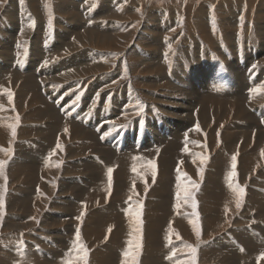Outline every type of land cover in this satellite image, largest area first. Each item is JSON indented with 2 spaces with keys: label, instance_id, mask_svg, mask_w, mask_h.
<instances>
[{
  "label": "rangeland",
  "instance_id": "1",
  "mask_svg": "<svg viewBox=\"0 0 264 264\" xmlns=\"http://www.w3.org/2000/svg\"><path fill=\"white\" fill-rule=\"evenodd\" d=\"M8 1L10 2L11 0H0L4 8V9L2 8L0 12V47L3 46V44H5L4 46L6 47L9 46L8 49H11V47L14 45H10V44L8 45V43H6L8 42L7 39L9 40L12 39L11 41H13L14 42L13 44L15 45H18V43H20L19 42L20 40L18 39V37L23 32V29H24L23 23L25 22L23 17L26 15H24L22 11L18 9L19 7H17L20 3H22L23 0H13L15 1L13 3V6H15L14 8L17 7V9L14 11L15 13L14 12L12 13V18L11 16L9 17L4 11L5 7L9 6ZM29 1L36 5L35 8L37 10L40 9L44 11V12L41 11V13H43L41 14L42 19H39L38 21V18H34L35 19L34 23L29 24V28L31 27L32 24H34L35 31L33 33V37L35 41L36 39L39 40V38L43 40L44 38L43 34L45 35V33L47 35L50 34L51 39L49 38V40L48 39L47 41L45 40L46 42L41 41L42 43L36 42L34 44H31L32 46L28 48L25 54H22L20 50H13V51L9 50L14 60H13L12 67L11 68L8 67L7 72L9 71V73H7L8 74L7 77H4L2 80L4 82L6 80L7 83L0 82V108H1L0 110L4 114L7 113V110H6L7 105L4 104L5 101H7L6 103H9V104L13 102V104H15L18 110L20 111L21 109L19 108V103L21 104V102L19 101L21 100L19 98V92L21 93V91L23 90L26 91V89H27L26 92H30V94L28 93L25 96V100L23 103L24 105L30 104L32 95L36 92L35 96L38 97L39 100L37 99L35 104L38 103L42 106H46V104H50V106L52 105L53 107H55L54 110L56 109V111L58 112V115H61L62 117V119H60L59 122L61 124L64 123L59 129L60 131H58L57 137H55L56 141H55L54 147L52 145L51 148L50 147L44 148L46 149V152L49 155V157H47V161L51 160L55 155L61 152L59 149V143L61 142V140H63V138H66L68 143L71 142L69 140H71L70 139L72 138L71 135H73L72 134V130H73L72 122L78 123L82 127L83 132L78 139L79 141L76 140L75 141L76 143H71L72 145H74L73 146L74 148H77L78 146L79 148H82V147L89 148L90 147V149H94L93 150L94 152H97V153L99 152V155L102 158H103V155H105L104 157H107L109 154H111L114 158L112 161L110 160L111 163L108 162L106 166L104 167H103L104 161H100L103 159L101 157L100 159L97 158L100 162L99 163L97 162L98 164L95 163V165L92 166V169L86 171L87 173L85 175H89V174L92 175L93 173L97 175L96 177H98V180H102V181L107 180V185H106L107 192L104 191V194H102V197L105 199L106 202L108 201V203L111 201L112 197H114L115 195V193L113 194L114 182L113 184L111 183L113 181L112 175H115L116 171L117 172L119 171L120 178L124 180L128 179L127 181L132 182V184L130 185L131 186L130 190L132 189L131 190L132 194L129 197H127V194L126 196H124L125 194H123V197H120L118 200L115 201L117 202L116 203L117 206L120 207V210L122 211L120 212L122 214L119 220L120 223L118 222V218L116 216H112V217L110 216L108 218L109 221L105 222V224H104V218L88 219L87 214H88L89 208L91 207L90 204L94 203L92 202L94 201V199L92 198H91L92 200L89 199L86 196L88 192H86L85 193L86 197L84 196L85 198L82 196V198L78 199L81 201L79 202V205H81L82 207H80L79 205L76 206L78 202H75L73 205V211H71L69 215L59 218V221H62L63 223L62 224L58 223L55 225L53 221H50L51 229L49 230V228L46 229L43 226V222L47 220L45 219L46 217L43 215V213L37 214L34 212L35 210L34 202L30 201V199H27L28 198L27 196L30 195L28 194L29 191L34 192L33 194L41 195V192L44 191L42 189L43 187L47 189V188H51L52 186L53 187L52 194H51L52 198L56 199L58 197L60 198V196L62 197L63 192L60 191V186H59L61 183V181H59L61 177L59 178V175H58L54 183L52 184V181L50 182L47 179L48 176L42 177L41 171L39 170L38 171L39 172L38 177L40 179L38 180L39 182H37V178L35 177L33 179L35 183L32 184V187H29V188H25V182L23 180L14 182V184L12 185L13 195L11 196H9V192L11 189V180L6 179V182L4 185L5 191L2 194V198L0 199L2 203V206H0L1 207L0 208V212H1L0 213V237H1L0 238V263L2 264H30V263L31 264H44L45 262H47L48 264H106L110 262V264H142V263L143 264H156V263L161 264L163 261L166 260L165 261L166 263L163 262V264H167V260L175 259V264H184L186 260H187L186 262L189 264L191 263L192 264H211V263L220 264L217 261H202L201 250L205 251V249L212 248L210 242L213 241L217 235L220 236L221 234L224 240L223 244L224 245L228 244L232 246H230L229 248L226 247L225 249L221 248L220 253L223 255H231V254L238 255V247H241V245L244 244V239H241L242 238L241 236L239 237L241 229L246 228L247 231L251 229L253 230L254 227H252L253 225L251 223H256L258 221L254 220L255 222L247 223L246 225L245 224L241 225L242 228L241 226L239 227L236 225V228H235L234 226L235 218L236 216L237 217L241 216V214L243 213L242 209L244 208L245 203H246L245 202L246 198L248 194L250 193L248 191L249 188L251 189L255 188L253 191L260 190V189L264 190V154H263L264 153V149H263L264 140H262L259 143V145L258 144L256 145V143L258 142L257 141L258 138L256 137L257 129L253 130L251 127H248V126L253 125L256 128L264 130V122H263L264 120L261 119L262 115L260 117V115H258L259 113L257 112V116H256L254 114L256 109L253 110V108L251 109L248 105L247 99H250V96H249L250 94L248 93L255 90V87L252 88L253 90L250 89L249 92H246L247 90L246 91L244 90V93L240 87L239 88L236 87V89L238 88L237 91L235 92L236 94H231V95L228 94L227 97L224 95L223 92L221 93L220 91H218V94H215L219 97L220 100L224 99V100H221L220 102L222 106L226 107V105L232 104L234 108V109L232 108L233 109L232 111L225 113L226 116H230V117L227 118V121H226L227 123L225 124L226 127L223 126L221 127L222 129H220L219 127L220 123L222 124L219 118L214 119L213 116H211V119H208V122H207L208 124H207L205 121L197 118L196 115L195 116L193 115L194 122H192L190 118H188L189 115L187 114L188 113L190 114V112L193 113V109L195 107L194 105L197 104L196 103L197 100L194 98L192 102L190 97L193 98V96L199 95V91H200L199 88H201L202 83L204 81L205 83L208 82L206 79L210 78L211 75L214 73L213 72L212 74H207L206 72H204V70H206L207 72L208 70L212 71V67L215 66L214 67L216 69V72L214 73L215 75L218 73L227 75L229 67L233 65L240 66L241 68L239 67V70L241 69L245 73V78L243 79V81L247 80L248 84H249L248 79L253 77L252 75L253 73L258 72L259 75L260 73L261 74L263 73L262 75H264V69H263L264 68V49H263L264 48V31L259 33L258 29H255L254 27L252 29L251 26L249 29L248 24H247L251 20L254 23L260 22L259 24H261V26L264 25V5H263L264 0H210L211 5L209 6L206 5L207 0H132L135 3V7L129 4L130 6L126 8L127 11L124 15L125 18H123V20L125 21V23H130L133 25L138 24L139 28L137 27V29H134L133 33H131V36H129L130 41L124 46L123 50L121 49L118 51V53H122V54L127 52L126 53L127 55H124L121 57L118 56V59H116L117 61L114 65H110L108 68H105L104 70L100 72L86 74L85 75L86 78H82L80 83L78 84L76 82L70 81L66 84H63L61 88L55 84L54 88L57 91L56 93L54 92L53 98H50L48 95H46L45 91L43 90V88L45 87L49 88L50 81L49 82L46 81L47 83H42L40 87L33 86L31 87V89L33 90L30 89V91H29V88L27 87L24 88V85L21 83V81H23L22 78L29 76V75L25 76V74L28 68L30 67V64L33 58L35 60L39 59L41 61L42 59L40 58H42V55H46V53L48 55L49 53L56 54L57 53L56 46L58 45L57 40L63 39L65 37V39L68 41L69 40L68 38H71L72 36L76 35L79 31L87 29L89 27H92V30H95L101 33L105 32L106 30L108 31L109 29H113L107 23L103 24L101 21L96 23L95 18L94 19L89 18L88 10L97 14L101 12V9H102L101 7L103 4L104 5L108 4L110 7H112V11L117 12L115 11L117 7L114 6V2H118V1L117 0H91V2L93 3L92 6H94L92 9L91 6L88 5V3H91L90 0H53V3H55L56 7H60V9L58 8L54 9L55 15L53 17L56 21L57 20L58 21L55 25L54 24L51 25L52 28L51 27L49 28L48 20L45 17L44 0H28V3ZM259 1L262 2V3H259V6L262 5L261 8H257V3ZM62 3L64 4V6ZM223 5L227 6L225 9L228 10V14H225V12H223L221 16L223 17V19H221L220 17L221 19L220 20L218 18H219V14L222 12ZM51 7L52 9L55 8L53 5ZM150 7L151 9H149ZM251 9H252V12H251ZM257 10L258 12H260V14L257 12ZM214 17L216 20L214 19ZM98 18L103 19L104 17L103 15L102 16L100 15V17ZM217 20L225 24L224 30H222L221 27L215 24L218 22ZM71 25H73L74 27ZM81 26H84V27L79 30V27ZM6 27H8V29ZM146 27H149V29ZM181 28L182 30L180 31ZM246 35L251 36L249 46L251 45L250 48L252 50L250 48L248 49L247 48L248 46L246 45V43L243 42ZM220 46H223V50H220L221 49ZM127 47H128V50L129 48L130 50L124 51V49H126ZM183 47L185 48V50ZM50 49H53V51H51L52 53L49 51ZM88 52H89V49L87 50V48H84V49L80 48L79 50L74 51L69 56L66 55L65 57H62L60 59L58 58L57 59L58 61L56 60L57 61L56 65L60 66L62 63H65L66 61H69L70 59L74 57H78V59H83V58L87 59L89 56L87 55ZM171 53H174V56L171 59H169L168 57L171 55ZM251 54L254 55V57L256 58V62L254 63H252L251 59L249 58L251 57ZM110 58L111 56L109 57V56L104 55L102 59L109 60ZM218 59L220 62L218 61ZM73 62L78 63L74 61V59H73ZM129 62L131 63L134 62L135 64L137 63V65H138V62H141V63L144 62V63L143 65L141 64V66L138 67V69L137 68L135 69L130 66ZM22 63L25 64L26 66L23 65ZM32 64H35V62L33 61ZM157 64L162 68L160 75L159 74L158 75L163 76V77L160 78L156 72L154 74L145 75L147 65L154 66ZM255 64H257L256 65L258 68L257 71L252 69L254 68ZM44 71L45 69L41 72H44ZM103 72L105 73V75ZM142 72H145V73H142ZM214 74L212 76H214ZM111 75H113V77L111 78L112 80L107 81V83H110V86L104 89L100 84H102L103 81ZM206 76H209V77H206ZM37 77H39V75L36 77L29 76L28 79H36ZM141 77L142 78L144 77V78L142 79ZM150 78L151 80L154 79V81L152 82L148 81V79L150 80ZM218 78H219V75H218ZM39 79L37 78L38 82H39ZM42 79H45L44 75ZM162 80H165V83L167 86L164 88L163 93L169 95V93L172 91V96L164 95V97H166L167 99H163V100L170 99L171 102L178 101L179 104L182 105L183 107L182 112L180 113L177 112L178 114L173 113L175 110L174 108H176L175 104L168 105L169 109L171 111L173 110V112H169L168 110H165L164 108L159 106L161 105V104H158L160 103V101L156 102L157 104L154 103L160 98L157 99L155 96H153L156 98L154 100V98L151 95H149L148 89H150L152 84L158 85L157 81L162 82ZM173 80L179 81V84H177L176 82H172ZM148 82H151V83H148ZM205 83L203 85H205ZM226 83H224L225 85L223 86H218L219 87L218 89L221 90V88H223L224 86H226V89L227 88L229 89L231 85L233 86L232 82H230L229 85H227ZM262 83L264 86V79L262 80ZM52 87L53 85H51L49 89H52ZM38 88L39 89L41 88V91ZM93 88H95V90ZM261 88L262 87L258 88L259 91H261ZM97 89L99 91H97ZM104 90L105 92H102ZM2 91L4 92L2 93ZM134 91L138 93L140 92L139 93L140 96H138V93L133 96ZM107 92H109L110 94ZM254 92H257V90ZM104 93L109 94L107 95L109 97V100H108V97H106L102 101H100L99 99V102L97 103L96 98L102 96V94ZM118 94H120V96ZM128 94L129 95L131 94L132 99H128V96H127ZM42 95L43 97H41ZM92 95H94V99L90 100L92 98ZM136 96L140 97V99H137L135 101L133 97H136ZM68 97H70L71 99ZM57 102H60V104H57ZM64 102H66L65 105H64ZM236 104L237 105L244 104L248 107V109L250 108L251 110L250 109L248 110L244 106L246 113L238 114ZM86 105L88 107H86ZM260 105L264 106V101ZM2 108H4V110ZM66 108H69L72 114H69ZM110 108L111 110H114V111H110V113L108 114L112 113V115L116 117H112L113 119L110 118V120L103 121L105 122L103 124L100 121L99 125L96 126L97 120L102 119V117H100V112L106 109L110 110ZM9 110H10L9 112L14 111L11 108ZM72 110L75 112H73ZM148 111H150V113ZM84 113L88 116V118L84 117L85 115ZM149 115L153 116V118H156L157 120L160 121V123L158 121V124H157L158 127L157 126L156 127L159 129L162 128L163 131L166 129H172V132H175L173 125L169 123L170 120H168L169 122L167 121L168 118H173V119L178 118L177 120L178 121L180 120L179 123L181 121H182V125L189 123V126L185 125V128H183V130H180V132L178 133V136H176V133H175L174 137L167 136L165 138L160 139L159 144H158V141L152 142L153 138L151 137L152 136L150 132L151 129L148 127V124L150 121L148 117ZM12 116H15V115H12ZM45 117H47V115ZM90 117L92 118V123L89 122V119L91 120ZM8 118L10 119V116H8ZM51 119H54V118H51ZM73 119L75 121H73ZM77 119H80L81 121ZM84 119L88 120V122L86 121V124L84 123ZM114 120L117 121L115 126L114 124H112L113 122H115ZM68 123L70 124L67 125ZM106 123H109L112 126V128H108L109 130L112 129L109 131L110 134L114 135V137H116V135L118 134L117 138L122 140V143H124L123 139L127 137V135H131V136L134 135V144L136 146L127 147L124 144V145H121L124 147H121L120 145L114 144V146H112V148L110 149V146L106 144L103 145L105 143V139L107 138V134L105 131L106 127L103 128V130H102V127ZM134 125L135 126L142 125L144 127L143 132L140 133L139 129L135 130ZM22 126H27V124L26 125L23 124ZM28 126H33V125L31 124ZM219 130L225 134H228V137H230L231 139H228V141L225 143V140H223L221 132ZM137 131L139 132L136 134ZM253 131L254 133L251 135ZM148 133L150 135H148ZM241 133L242 134L245 133L244 136ZM246 134L251 135L250 142H249L248 148L246 147L243 148L242 144L246 143V141L249 140L248 137L247 138L245 137ZM146 135L148 136L149 143L145 146L143 145L142 147V145L140 144L143 143ZM33 136L36 137L35 134H33ZM104 136H105V139H104ZM14 140L18 141V136H15ZM222 140L224 143L222 142ZM15 143H13L11 148L9 150L7 149L6 152L4 151L0 152V156L4 153H8V155H6L8 157V160L5 164V170H4L6 174L9 173L8 167L12 161V158L16 157L17 155H21L20 153L18 154L17 148L14 145ZM161 143H163V145ZM20 145H22L23 147H26L25 148L26 150L25 149L22 150L24 153H26L27 151L28 153H31V147L35 145L39 146L37 141H31L26 138L22 140V143ZM101 145L103 147H101ZM255 146H256L255 152H253V150H250V148L253 149ZM107 148L109 149V151ZM101 150L102 151L105 150V152H102ZM24 153L21 156H26ZM97 153L94 154L92 152H89V154H87L84 158H82V160L83 159L85 160L87 157H90L91 155L97 157ZM175 154H177L176 156H178V159H177L178 165L176 164V159L174 157ZM255 154L258 156H256ZM129 156H132L133 162H131L130 159H125ZM180 157H183V159ZM233 157H235V159H233ZM247 159L250 160L248 161L249 163L247 162L249 165L244 162V161H247ZM93 162L95 161L93 160ZM246 164L248 166H246ZM233 165H235V167H233ZM202 167L204 168L206 167L203 174H202ZM109 170H111L110 173H109ZM233 172H235V176H230V173H233ZM243 172L247 176L245 179H242V176H244ZM197 173L202 174L203 179L205 178L208 179V180L205 179L207 181H205L206 184H204V186H206L207 183L210 181L209 183L211 185L212 183H214V187L212 186L213 188H215V186H218V188H215V189H217L219 192L227 194L226 196L227 198L226 197L222 198L218 202L219 204L218 209L216 210L215 213H213V215H215L216 217L215 216L206 217V221H207L206 225L209 226L210 228L215 226L218 230V231L216 230V232L214 231L215 233L211 232L209 238H206L205 233H203L204 225H202L203 224L202 221H204L205 219V212L201 210L200 205L197 202V195H198L197 193L200 189V186H198V189H196L197 191L194 190L191 193L188 192V189L192 185L197 184L196 182ZM103 175L104 176L106 175L107 177L104 178ZM43 180L49 181L48 185L50 186H47V184H45L46 186L42 185ZM144 180L147 182H145ZM166 181L167 182L169 181V183L167 184ZM171 181H172V184H171ZM98 183H100V181ZM135 183H138V185L140 184L139 187ZM140 186L145 187V188H141ZM240 189L243 190L242 194L239 193ZM94 191H95V188H91L89 190L90 194H93ZM21 192H25L27 196L25 195L22 198H20L21 196L17 197V195H20ZM73 193H74L73 190L67 191L68 196L73 195ZM183 193L186 195L190 193V195L193 196L191 198L193 204L192 203L190 204V201L186 200L188 198H185ZM160 194H162L163 196ZM166 195L169 197V199ZM13 198L14 199L16 198V200L18 199L19 201L16 203L13 200ZM237 199L241 201L239 211L237 212L235 210L234 215L232 216V219L231 218L229 220L225 219V217H227L230 210H233L234 207L237 205ZM163 201H165L168 204H165V203L163 204ZM51 202H52V199H51ZM51 202H50V205H51ZM158 203L160 206H158ZM183 203H185V205ZM30 204H31V207L29 206ZM98 205H100L99 201H97V206ZM193 205H195V207H193ZM25 206L26 207L29 206V210H26ZM49 208H50L49 212L51 213L57 212L58 210H62L61 208L57 206H53V207L50 206ZM146 211L158 212L156 214H159V213L164 214V211H169L167 219L165 220V223H162L163 226L162 225L157 226L158 227V229L156 230L157 234H153V236H150V235L151 233L155 232L154 229L146 230L148 226L151 227V225H149L150 218H147ZM202 212L204 215L202 214ZM222 213L225 215L222 216ZM13 216H18L19 218L26 216L28 220H31L33 222L30 226L27 225V226H24V228H15L13 230H6L5 223L7 221L14 222V219L11 220ZM223 217L224 219L222 220ZM20 219H21L19 220L20 222H25L24 219L22 218ZM178 219L179 220L182 219V224L185 223V225H187L186 227L188 228L189 233L191 234L190 238L186 237L185 235L182 236L183 235L182 230L181 229L179 230L180 227L178 228V224H177ZM19 221L17 220L15 221V223H19ZM100 221L103 223V225L101 224L102 226L100 230L95 228L97 230H92L91 233L85 232L84 227H86L87 225H91L94 222L100 223ZM197 221H199L200 225L198 224ZM70 222H72V226L74 229L68 230V233L65 234L64 226L66 227L67 224H70ZM258 223H261V222L259 221ZM74 225L75 226L77 225V227H74ZM201 225L203 228L202 230H201ZM58 227L62 230L59 233L58 232L55 233V230ZM57 231H59V229H57ZM146 231L148 232L146 233ZM223 232H225V234ZM113 233L115 234H114V238L112 239ZM260 238H262L261 235H260ZM48 240H51V241H48ZM34 243L36 246L34 245ZM111 244L113 248L111 252L114 251V253L112 254L113 260L111 259L112 261H109V260H106V257L104 258V256H106V253H104V247H106L107 245L111 246ZM144 244H147V245L145 246ZM152 246L155 248H153ZM146 247L149 251L152 249L154 251L153 253L156 254L158 257L162 255L163 259L159 258L156 261L152 260L151 262L148 263L147 258L143 259V256L145 255L144 250L146 249ZM43 251H45V253ZM48 251L49 253L53 254V258H56L55 261H51V258H48L49 255L46 254V252ZM260 251H257L259 252V255H261L262 253L264 255V250L262 249V252ZM13 253L14 254L16 253V255H14ZM32 253L36 257H34ZM35 253H39V255H35ZM252 254L248 257L249 259L247 260V262L248 263L250 262V264H260V262L258 261L260 260V256L256 253V256L253 255L254 256L253 258ZM37 257H40L41 260L39 261Z\"/></svg>",
  "mask_w": 264,
  "mask_h": 264
},
{
  "label": "bare ground",
  "instance_id": "2",
  "mask_svg": "<svg viewBox=\"0 0 264 264\" xmlns=\"http://www.w3.org/2000/svg\"><path fill=\"white\" fill-rule=\"evenodd\" d=\"M118 2H114V6L117 7L115 11L117 12H114L112 11V7H110L108 4L106 5H102V9H101V12L100 13H97L95 14L94 12L88 10V16L89 18L91 19H96V23L98 22H102L103 24H109L111 28L113 29H109L108 31L106 30L105 32L101 33V32H98V31H95V30H92V27H89L87 29H84V30H81L79 31L76 35L72 36L71 38H68L69 40L67 41L65 39V37L63 39H59L57 40L58 41V45L56 46L57 47V53L56 54H50L49 55L46 53V55H42V59L41 61L38 59V60H35L33 58L32 62L34 61L35 64H30V67L28 68V70L26 71V75H29V76H32V77H36L39 75V77H37L39 79V82L37 81V78L36 79H28L29 76H26L23 79V81H21V83L24 85V88L27 87L29 88V91L31 89V87L33 86H36V87H40V85L42 83H47L49 82V88L51 85H53L52 89H49L48 87H45L43 88V90L45 91L46 95H48L50 98H53V94L54 92L56 93L57 90H55L54 88V85H58V87L61 88V86L63 84H66L68 82H76L77 84L80 83L81 79L82 78H86L85 75L88 74V73H96V72H100L102 70H104L105 68H108L110 65H114L116 63V59H118V56H124V55H127L125 52L124 54L122 53H118L119 50H123L124 46L130 41L129 39V36H131V33H133L134 29H137V27L139 28L138 24H130V23H125V21L123 20V18H125V13L127 11V7L130 6L129 4L133 5V7H135V3L134 1L132 0H117ZM9 2V1H8ZM15 1L11 0L9 2V6H6L5 7V13L11 18H12V13L17 9V7H19L18 9L22 11V13L26 16H24V23H23V32L19 35L18 39L20 40L18 43V45H15L13 44L14 42L7 39L8 42V45H14L11 47V49H8V47L4 46L5 44H3V46H1L0 48V82H4L2 81L4 77H7V73H9V71L7 72L8 70V67L11 68L12 67V64H13V60L14 58L11 56L10 51H13V50H20V52L22 54H25L26 51L28 50V48L30 46H32L31 44H34L36 42L40 43L41 41H47V39L49 40L50 38V34H46L45 35L43 34V40H41V38H39V40L34 39L33 37V33H34V24L31 25V27L29 28V24L31 23H34L35 19L34 18H38V21L39 19H42V16L41 14V11L43 10H40V9H36V5L34 3H31L29 1L28 3V0H23L22 3H20L16 8H14L15 6H13V3ZM61 2V1H60ZM58 2V3H60ZM91 2V0H90ZM65 3V2H64ZM205 3V2H204ZM259 3H262L261 1H259L257 3V8H261V6H259ZM63 4V3H62ZM68 4V3H67ZM80 4V3H79ZM54 6L55 8L52 9L51 6ZM89 6H91V8L93 9L94 6L93 3H88ZM206 5H211V2L210 0H207L206 1ZM230 5V4H229ZM241 5V4H240ZM250 5V4H249ZM264 5V3H263ZM64 6V4H63ZM113 6V7H114ZM246 6V5H245ZM9 7V8H8ZM66 7V6H65ZM87 7V6H86ZM98 7V6H97ZM205 7V6H204ZM227 6L226 5H223L222 6V12L219 14V18L222 16V13L225 12V14H228V10L225 9ZM229 7V6H228ZM3 8V4L0 2V12ZM60 9V7H56L55 3H53V0H44V10H45V17L46 19L48 20V24H49V28L51 27V25H55L57 23V21L54 19V15H55V10L54 9ZM62 8V7H61ZM68 8V7H67ZM203 8V7H202ZM214 8V7H212ZM211 8V9H212ZM220 8V7H219ZM4 9V8H3ZM151 9V7L149 8ZM210 9V10H211ZM256 9V8H255ZM208 10V9H207ZM213 10V9H212ZM221 10V9H220ZM233 10V9H232ZM261 10V9H260ZM263 10V9H262ZM44 12V11H43ZM232 12V11H231ZM251 12H252V9H251ZM258 12V10H257ZM256 12V13H257ZM15 13V12H14ZM17 13V12H16ZM144 13V12H143ZM142 13V14H143ZM199 13V12H198ZM260 14V12H258ZM60 14V13H59ZM224 14V15H225ZM100 15L102 16L103 15V19H99L98 17H100ZM197 15V14H196ZM203 15V14H201ZM257 15V14H256ZM3 16V15H2ZM149 16V15H148ZM230 16V15H229ZM245 16V15H244ZM247 16V15H246ZM257 17V16H256ZM200 18V17H199ZM59 19V17H58ZM71 19V18H70ZM191 19V18H190ZM215 19V17H214ZM221 19H223V17H221ZM220 19V20H221ZM227 19V18H225ZM152 20V19H151ZM216 20V19H215ZM236 20V19H235ZM234 20V21H235ZM16 21V20H15ZM19 21V20H18ZM32 21V22H31ZM64 21V20H63ZM128 21V20H126ZM165 21V20H164ZM169 21V20H168ZM181 21V20H180ZM204 21V20H202ZM201 21V22H202ZM218 21V20H217ZM4 22V21H3ZM152 22V21H151ZM184 22V21H183ZM227 22V21H225ZM245 22V21H244ZM249 22V21H248ZM27 23V24H26ZM36 23V22H35ZM39 23V22H38ZM65 23V22H64ZM165 23V22H164ZM205 23V22H204ZM236 23V22H235ZM260 23V22H259ZM259 23H254L250 20L248 24V27L250 29V26L255 28V29H258V32H262L264 31V25L261 26V24ZM47 24V23H46ZM142 24V23H141ZM166 24V23H165ZM168 24V23H167ZM177 24V23H176ZM180 24V23H178ZM185 24V23H184ZM183 24V25H184ZM203 24V23H202ZM211 24V23H210ZM217 24L219 27H221L222 30H224V23L222 22H217L215 23ZM246 24V25H247ZM25 25V26H24ZM45 25V24H44ZM144 25V24H143ZM197 25V24H196ZM204 25V24H203ZM208 25V24H207ZM73 26V25H71ZM76 26V25H75ZM16 27V25H15ZM45 27V26H44ZM47 27V26H46ZM57 27V26H56ZM74 27V26H73ZM84 26H81L79 27V30L81 28H83ZM167 27V26H166ZM182 27V26H181ZM217 27V26H216ZM8 29V27H6ZM52 28V27H51ZM76 28V27H75ZM143 28V27H142ZM149 29V27H146ZM218 28V27H217ZM5 29V28H4ZM3 29V30H4ZM20 29V27H19ZM47 29V28H46ZM57 29V28H56ZM199 29V27H198ZM240 29V28H239ZM71 30V29H70ZM141 30V29H140ZM143 30V29H142ZM182 30V28L180 29V31ZM194 30V29H193ZM37 31V30H36ZM39 32V31H38ZM157 32V31H156ZM184 32V31H183ZM217 32V31H215ZM222 32V31H221ZM225 32V31H224ZM228 32V31H227ZM231 32V31H230ZM233 32V31H232ZM237 32V31H236ZM253 32V31H252ZM3 33V32H2ZM16 33V32H15ZM49 33V32H48ZM143 33V32H142ZM37 34V33H36ZM42 34V33H41ZM138 34V33H137ZM145 34V33H144ZM181 34V33H180ZM187 34V33H186ZM219 34V33H218ZM224 34V33H223ZM155 35V34H154ZM194 35V34H193ZM259 35V34H258ZM38 36V35H37ZM36 36V37H37ZM53 36V35H52ZM63 36V35H62ZM232 36V35H231ZM229 36V37H231ZM262 36V35H261ZM172 37V36H171ZM213 37V36H212ZM215 37V36H214ZM260 37V36H259ZM14 38V37H13ZM137 38V37H136ZM34 39V41H33ZM51 39V38H50ZM202 39V38H201ZM214 39V38H213ZM3 40V39H2ZM1 40V41H2ZM176 40V39H175ZM250 40H251V36H248L246 35L245 38H244V41L246 43V45L248 46L247 48L249 49L250 46ZM4 41V40H3ZM6 41V40H5ZM45 41V42H46ZM155 41V40H154ZM178 41V40H177ZM190 41V40H189ZM219 41V40H218ZM184 42V41H183ZM182 42V43H183ZM231 42V41H230ZM42 43V42H41ZM150 43V42H149ZM153 43V42H152ZM227 43V42H226ZM159 44V43H158ZM228 44V43H227ZM37 45V44H36ZM55 45V44H54ZM134 45V44H133ZM137 45V44H136ZM165 45V44H164ZM176 45V43H175ZM232 45V44H231ZM38 46V45H37ZM163 46V45H162ZM166 46V45H165ZM183 46V45H182ZM44 47V46H43ZM46 47V46H45ZM131 47V46H130ZM221 49L220 50H223V46H220ZM230 47V46H229ZM35 48V47H34ZM80 48H87V50L89 49V52L87 53L88 58L86 59H78V57H74L72 59H70L69 61H66L65 63H62L60 66H57L56 65V62L58 61L57 59L59 58H62V57H65L66 55L69 56L71 55L74 51L76 50H79ZM132 48V47H131ZM179 48V47H178ZM184 48V47H183ZM187 48V47H186ZM191 48V47H190ZM259 48V47H258ZM189 49V48H188ZM193 49V48H192ZM218 49V50H219ZM226 49V48H224ZM251 49V48H250ZM264 49V48H263ZM38 50V49H37ZM127 51L128 50V47L126 49H124V51ZM130 50V48H129ZM128 50V51H129ZM180 50V49H179ZM185 50V48H184ZM252 50V49H251ZM6 51V52H5ZM32 51V50H31ZM40 51V50H39ZM50 52L53 51V49H50L49 50ZM86 51V50H85ZM173 51V50H172ZM232 51V50H231ZM38 52V51H37ZM82 52V51H81ZM91 52V53H90ZM137 52V50H136ZM202 52V51H201ZM210 52V51H209ZM52 53V52H51ZM188 53V52H187ZM248 53V52H247ZM81 54V53H80ZM83 54V53H82ZM112 54V55H111ZM3 55V56H2ZM104 55L106 56H111V58L109 60H104L102 59L104 57ZM83 56V55H81ZM174 56V53H171V55L168 57L169 59H171L172 57ZM22 57V56H21ZM69 58V57H68ZM82 58V57H81ZM159 58V57H158ZM179 58V57H178ZM251 59V62L254 63L256 62V58L254 57V55L251 54V57H249ZM73 59L74 61L78 62V63H74L73 62ZM57 60V61H56ZM217 60V59H216ZM234 60V59H233ZM129 61V60H128ZM182 61V60H181ZM219 61V59H218ZM241 61V60H239ZM220 62V61H219ZM130 63V66L133 67V68H137L141 66V64L143 65L144 62H138V65L137 63L135 64L134 62ZM184 63V62H183ZM211 63V62H210ZM20 64V63H19ZM23 64V63H22ZM161 64V63H160ZM201 64V63H200ZM246 64V63H245ZM25 65V64H23ZM22 65V67H23ZM163 65V64H162ZM250 65V64H249ZM257 64L254 65V69L255 71H257ZM26 66V65H25ZM153 67V68H152ZM171 67V66H170ZM215 67V66H214ZM212 67V71L208 70V72L206 70H204V72H206L207 74H212L213 72L215 73L216 72V69ZM239 67L240 66H236V65H233L231 67H229L228 69V72H227V75L226 74H214V76L211 75L210 78L206 79L208 82L205 83V81L202 83V86L199 91V95L197 96H193L190 97V99L192 100L193 102V99L195 98L197 101L194 106V109H193V113L190 112V114L188 113L187 115L188 118H190V120L192 122H194L193 120V117L196 115L197 118L205 121L206 123L208 122V119H211V116H213V118H219L220 122H222V124L220 123L219 127L220 129H222L221 127L225 126V124L227 123V118H229L230 116H226L225 113H228L230 111H232L234 108L232 106V104L230 105H226L225 106H222V104L220 103L221 100H224V99H219V97L215 94H218V91H220L221 93L223 92L224 95L227 97L228 94H236L235 92L237 91V89L240 87L242 90H243V93H244V90L246 92H249L250 89H252L253 87H255V90L251 91L249 96H250V99H247L248 100V105L249 107L253 110L256 109L255 111V115L257 116V112L259 113L258 115H262L261 119L264 120V106L263 105H260L263 101H264V86H263V83H262V80L264 79V75H262L260 73V75L258 74V72H255L253 73V77L251 78H247L249 80V84L247 83V80L246 81H243V79L245 78V73L243 72V70H239ZM146 74L145 75H148V74H154L155 72L157 73V75L159 74L160 75V72H161V67L157 64V65H147L146 66ZM176 68V67H175ZM211 68V67H210ZM241 68V67H240ZM246 68V67H245ZM250 68V67H249ZM45 69L44 72H41ZM156 69V70H155ZM264 69V68H263ZM131 70V69H130ZM149 70V71H148ZM182 70V69H181ZM198 70V69H197ZM220 70V69H219ZM108 71V70H107ZM221 71V70H220ZM145 72H142V73H145ZM200 72V71H199ZM203 72V71H202ZM203 72V73H204ZM16 73V72H15ZM38 73V74H37ZM104 73V72H103ZM187 73V72H186ZM198 73V72H197ZM115 74V72H114ZM250 74V73H249ZM43 75L45 76V79H42ZM105 75V73H104ZM110 75V74H109ZM143 75V76H145ZM158 75V76H159ZM218 75H219V78H218ZM262 75V76H261ZM88 76V75H87ZM107 76V75H106ZM117 76V75H116ZM152 76V75H151ZM250 76V75H249ZM23 77V75H22ZM47 77V78H46ZM113 77V75L109 76L108 78H106L102 84H100L104 89L106 87H109L110 86V83H107V81L109 80H112L111 78ZM160 78L163 77V76H159ZM199 77V76H198ZM206 77H209V76H206ZM14 78V77H13ZM89 78V77H88ZM142 78V77H141ZM144 78V77H143ZM142 78V79H143ZM157 78V77H155ZM21 79V80H22ZM192 79V78H191ZM10 80V79H9ZM253 80V81H252ZM19 81V79H18ZM47 81V82H46ZM96 81V80H95ZM98 81V80H97ZM143 81V80H142ZM148 81H154V79L150 80L148 79ZM159 81V79H158ZM158 85H151L150 89H148V93L149 95H151L152 97L155 96L157 99V101H155L154 103L156 102H159L158 104H161L159 105L160 107L164 108L165 110H168L169 112H173V110L171 111L168 107V105H174L176 106V108H174V112L173 113H180L182 112L183 110V107L182 105L179 104V102H175V101H172L170 99L168 100H163V99H167L166 97H164V95H167V96H172V91L168 94H164V88L167 87L166 86V83H165V80H162V82H158ZM195 81V80H194ZM6 82V80H5ZM4 82V83H5ZM10 82V81H9ZM13 82V81H12ZM151 82H148V83H151ZM172 82H176L177 84H179V81L177 80H173ZM227 82V83H226ZM230 82H232L233 86L231 85V89L227 88L226 89V86H224L223 88L218 89L219 87L218 86H223L225 85L224 83H226L227 85L230 84ZM7 83V82H6ZM15 83V82H14ZM20 83V82H19ZM187 83V82H186ZM205 83V85H203ZM209 83V85H208ZM261 83V84H260ZM17 84V82H16ZM96 84V83H95ZM84 85V83H83ZM98 85V84H97ZM134 85V84H133ZM172 85V84H171ZM190 85V84H189ZM235 85V87H234ZM15 86V85H13ZM12 86V87H13ZM22 86V85H21ZM182 86V85H181ZM19 87V85H18ZM23 87V86H22ZM71 87V86H70ZM198 87V86H197ZM236 87H238L236 89ZM259 87H262L261 88V91H259ZM14 88V87H13ZM17 88V87H16ZM42 88V87H41ZM41 88L39 89L41 91ZM115 88V87H114ZM182 88V87H181ZM188 88V87H187ZM37 89V90H38ZM66 89V88H65ZM95 90V88H93ZM144 89V88H143ZM226 89V90H225ZM236 89V90H235ZM33 90V89H31ZM38 90V91H39ZM109 90V89H108ZM183 90V89H181ZM257 92H254L256 91ZM27 91V89H26ZM25 90L21 91V93L19 92V98L21 101V104L19 103V108L21 109L20 111L18 110V108L16 107L15 104L12 103H6L7 101H5L4 104L7 105V113L4 114L1 110H0V152L1 151H4L6 152V150L10 149L12 144L15 143V147L17 148V152L18 154L20 153L21 155L24 153L22 150L25 149L26 147H23L22 145H20L22 143V140L24 138L26 139H29L31 141H37V143L39 144V146L35 145L33 147H31V153H28V151L26 153H24L26 156H21V155H17L16 157L12 158V161L9 165V173L6 174V172H4L5 170V164L8 160V157L6 155H8V153H4L0 156V199L2 198V194L4 193V185H5V182H6V179L8 180H11V189H10V192H9V196L13 195V187L12 185L14 184V182H17V181H20V180H23L25 182V188H29V187H32V184L35 183V181L33 180L35 177L37 178V182H39L38 180L39 177H38V171L40 170L41 171V174H42V177H47V179L51 182L52 181V184L54 183L56 177L59 175V178L61 177V179L59 181H61L60 183V191L63 192V196L60 198H52L51 194H52V189L53 187L51 186V188H45L43 187L42 189L44 190L43 192H41V195L40 194H33L34 192H30L28 194L30 195H26L25 192H21L20 195H17V197L21 196L20 198H22L23 196H27L28 198L27 199H30V201L34 202V212L37 213V214H41L43 213V215L46 217L44 222H43V226L44 228L48 229L49 230L51 229V226H50V221H53L54 224H58V223H63L62 221H59V218H62V217H65L67 215H69V213L71 211H73V205L75 202H78L77 205H79V202H81L80 198H82V196L84 197L85 196V193L88 192V194L86 195L89 199H94V203L90 204V208H89V211H88V219H102L104 218V224L105 222L109 221V217L111 216H116L118 218V222L120 220V216L122 215L120 212H122L120 210V207L117 206V202H115L116 200H118L120 197H123V194H125L124 196H126L127 194V197L131 196V184L132 182L131 181H127V180H124L122 178H120L119 176V171L115 172V175H112L113 176V181L111 184H113L114 182V188H113V194L115 193L114 197H112L111 201L108 203V201L106 202L105 199L102 197V194H104V191L107 190V180H98V177H96L97 175L93 174L92 171V175L89 174V175H85L90 169H92V166L95 165V163H99L100 161H104L103 163V167L106 166V164L110 162V160L112 161L114 158L111 154H109L107 157H104L105 155H103V158L99 155V152H94L93 150L94 149H90L89 148H86V147H82V148H79V146L77 148H74L71 143H76L75 141L79 139L80 135L82 134L83 130H82V127L78 124V123H73L72 122V127H73V130H72V138H70L71 142H67V139L66 138H63V140H61V142L59 143V149L61 152H59L57 155H55L51 160L47 161V157H49V155L47 154L46 152V149L44 148H48V147H54V144H55V137H57V134H58V131H60L59 129L61 128L62 124L64 123H60L59 120L62 119L61 115H58V112L56 111V109L54 110L55 107H53L52 105L50 106V104H46V106H42L40 104H35L36 100L38 99V97L35 96V93L32 95V99L30 101V104L28 105H24V100H25V96L26 94H30V92H26ZM97 91H99L97 89ZM139 91V90H138ZM147 91V90H146ZM192 91V90H191ZM197 91V90H196ZM259 91V92H258ZM4 91H2L3 93ZM96 92V91H95ZM102 92H105L102 91ZM123 92V91H122ZM44 93V92H43ZM64 93V92H63ZM69 93V92H68ZM109 93V92H107ZM107 93H104L102 94V96L100 97H95L97 99V103L99 102V99L100 101H102L104 98L108 97ZM138 92L134 91V94H137ZM140 93V92H139ZM138 93V96H140ZM188 93V92H187ZM194 93V92H193ZM5 94V93H4ZM45 95V94H44ZM57 95V94H56ZM65 95V94H64ZM74 95V94H73ZM96 95V94H95ZM98 95V94H97ZM100 95V94H99ZM112 95V94H111ZM120 96V94H118ZM148 95V96H149ZM175 95V94H174ZM223 95V96H224ZM90 96V95H89ZM128 96V99H132L131 97V94L127 95ZM133 97L134 100L136 101L137 99H140V97ZM177 96V94H176ZM220 96V95H219ZM3 97V96H1ZM40 97V96H39ZM43 97V95L41 96ZM61 97V96H60ZM155 97L154 100L156 99ZM187 97V96H186ZM17 98V97H16ZM70 98V97H68ZM80 98V97H79ZM44 99V98H43ZM71 99V98H70ZM94 99V95H92V98L90 100H93ZM226 99V98H225ZM19 100V99H18ZM39 100V99H38ZM46 100V99H45ZM108 100H109V97H108ZM180 100V99H179ZM29 101V100H28ZM47 101V100H46ZM49 101V100H48ZM125 101V100H124ZM131 101V100H130ZM189 101V100H188ZM67 102V101H66ZM64 102V105L65 103ZM94 102V101H93ZM223 102V101H222ZM43 103V102H42ZM122 103V102H121ZM125 103V102H124ZM57 104H60V102H57ZM115 104V103H114ZM157 104V103H156ZM3 105V103H2ZM67 105V104H66ZM92 105V104H91ZM90 105V106H91ZM96 105V104H95ZM179 105V106H178ZM191 105V104H190ZM189 106V105H188ZM248 109V107L244 104H236V107H237V112L238 114H242V113H246V110H245V107ZM63 107V106H62ZM86 107H88L86 105ZM85 107V108H86ZM13 109L14 111H11L9 112L10 110L9 109ZM171 108V107H170ZM233 108V109H232ZM249 108V109H250ZM1 109V108H0ZM4 110V108H2ZM91 109V108H90ZM189 109V107H188ZM248 109V110H249ZM250 109V110H251ZM53 112H52V111ZM67 112L69 114H72L70 109L69 108H66ZM89 110V109H88ZM87 110V111H88ZM128 110V109H127ZM150 110V109H149ZM161 110V109H160ZM186 110V109H185ZM192 110V109H191ZM73 111V110H72ZM79 111V110H78ZM110 111H114V110H102L100 112V117H102L101 120H97V125H99L100 121L101 123H105L103 121H107V120H110L113 119L112 117H116V116H113L112 113L111 114H108L110 113ZM116 111V110H115ZM123 111V110H121ZM64 112V111H63ZM75 112V111H73ZM150 113V111H148ZM178 112V113H177ZM121 113V112H120ZM54 114V115H53ZM85 114V113H84ZM93 114V113H91ZM12 115H15V116H12ZM47 115V117H45ZM96 115V114H95ZM94 115V116H95ZM115 115V114H114ZM127 115V114H126ZM158 115V114H157ZM194 115V116H193ZM225 115V116H224ZM8 116H10V119L8 118ZM83 116V115H81ZM179 116V115H178ZM67 117V116H66ZM70 117V116H69ZM84 117L88 118V116L85 114ZM118 117V116H117ZM149 124H148V127L151 129V137L153 138V141L152 142H156L158 141V144H159V141L160 139L162 138H165V137H174L175 133H176V136H178V133L180 132V130H183V128H185V125L189 126V123L188 124H185V125H182V121L179 123V121L177 119H173V118H168V120H170L169 123H171L175 129V132H172V129H166L163 131L162 128H157V124H158V121L156 118H153V116L149 115ZM51 118H54V119H51ZM81 118V117H80ZM91 118V117H90ZM97 118V117H96ZM99 118V117H98ZM124 118V117H123ZM212 118V119H213ZM56 119V120H55ZM94 119V118H93ZM79 121H81L80 119H77ZM73 121H75L73 119ZM86 121L88 122L87 119H84V123L86 124ZM115 121V120H114ZM165 121V120H164ZM260 121V120H259ZM9 122V123H7ZM89 122L92 123V118L91 120L89 119ZM116 122H113L112 124H114V126L116 125ZM262 122V121H261ZM264 122V121H263ZM4 123V124H3ZM71 123V122H70ZM70 123H68L67 125H69ZM120 123V122H118ZM117 123V124H118ZM160 123V121H159ZM8 124V125H7ZM26 125L27 126H22V125ZM33 125V126H28V125ZM35 124V126H34ZM123 124V123H122ZM121 124V125H122ZM198 124V123H197ZM208 124V123H207ZM66 125V126H67ZM192 125V124H191ZM65 126V127H66ZM93 126V125H92ZM120 126V125H119ZM157 126V127H156ZM169 126V125H168ZM209 126V125H208ZM106 127V134H107V138L105 139V136H104V139H105V143L103 145H108L110 146V149L112 148V146L115 145H126L127 147H130V146H133L135 147L136 145L134 144V135H127V137H125L123 139L124 143H122V140L118 139L117 138V135L116 137H114V135L110 134V130L112 129H108V128H112V126L109 124V123H106L104 124V126L102 127V130L103 128ZM118 127V125H117ZM133 127V126H132ZM135 130L139 129L140 130V133L143 132V126H135ZM218 127V129H219ZM226 127V126H225ZM238 127V126H237ZM242 127V126H241ZM248 127H251L253 130H256L257 129V132H256V137L258 138L257 139V143L256 145L264 140V130H261L259 128H256L254 127L253 125L251 126H248ZM13 128L15 129V135H13ZM169 128V127H168ZM88 129V128H87ZM93 129V128H92ZM205 129V128H204ZM207 129V128H206ZM116 130V129H115ZM118 130V129H117ZM122 130V129H121ZM18 131V132H17ZM123 131V130H122ZM215 131V130H214ZM220 131V130H219ZM260 131V132H259ZM62 132V131H61ZM109 132V133H108ZM117 132V131H115ZM139 131L136 132V134L138 133ZM221 132V135H222V138L223 140H225V143L228 141V139H231L230 137H228V134H225L223 133L222 131ZM35 134L36 137L33 136V134ZM145 133V131H144ZM217 133V132H216ZM254 133V131L251 133V135ZM114 134V133H113ZM123 134V133H122ZM242 134V133H241ZM245 133H243L242 135L244 136ZM143 135V134H142ZM148 135H150L148 133ZM250 134H246L245 137L249 138V140L246 141V143L242 144V147L243 148H248V145H249V142H250V137H251ZM15 136H18V141L14 140V137ZM70 136V137H71ZM91 136V135H90ZM140 136V135H138ZM203 136V135H202ZM85 137V136H84ZM21 138V139H20ZM140 138V137H139ZM202 138V137H201ZM216 138V137H215ZM221 138V139H222ZM82 139V138H81ZM145 139V140H144ZM143 140V143H141L140 145H147L149 143V139H148V136L146 135V137L144 138ZM87 140V139H86ZM93 140V139H92ZM137 140V139H136ZM222 140V142H223ZM239 140V139H238ZM253 140V139H252ZM256 140V139H255ZM25 141V140H24ZM58 141V139H57ZM79 141V140H78ZM82 141V140H81ZM80 141V142H81ZM96 141V140H95ZM99 141V140H97ZM178 141V140H177ZM142 142V141H141ZM211 142V141H210ZM27 143V142H26ZM93 143V142H92ZM208 143V142H207ZM224 143V142H223ZM163 145V143H161ZM175 144V143H174ZM213 144V142H212ZM230 144V143H229ZM85 145V143H84ZM168 145V144H167ZM216 145V144H215ZM254 145V144H253ZM81 146V145H80ZM57 147V145H56ZM93 147V146H92ZM101 147H103L101 145ZM106 147V146H104ZM121 147H124V146H121ZM175 148V147H174ZM256 146L250 150H253V152H255V149ZM258 148V147H257ZM108 149V148H107ZM142 149V148H140ZM155 149V148H154ZM166 149V148H165ZM207 149V148H206ZM227 149V148H226ZM264 149V148H263ZM26 150V149H25ZM177 150V149H176ZM215 150V149H214ZM102 151V150H101ZM109 151V149H108ZM131 151V149H130ZM258 151V150H257ZM89 152H92L94 154L97 153V157L96 156H93V155H89L90 157H87L85 160L82 158H84L87 154H89ZM102 152H105L102 151ZM101 152V153H102ZM157 152V151H156ZM57 153V152H56ZM100 153V154H101ZM106 154V153H105ZM264 154V153H263ZM107 155V154H106ZM177 154H175V159H176V164L178 165V156H176ZM256 155V154H255ZM261 155V154H259ZM187 156V155H186ZM219 156V155H218ZM247 156V155H246ZM258 156V155H256ZM92 157V158H91ZM96 157V158H95ZM100 157L103 159V160H98L97 158L100 159ZM123 157V156H122ZM185 157V156H183ZM183 157H180L183 159ZM3 158V159H2ZM194 158V157H193ZM125 159H130L131 162H133L132 160V156H129ZM227 159V158H226ZM93 160L95 162H93ZM259 160V158H258ZM183 161V160H182ZM212 161V160H211ZM214 161V160H213ZM248 161H250L249 159H247V161H244L245 163H247ZM257 161V160H256ZM130 162V163H131ZM253 162V161H252ZM97 163V164H98ZM129 163V162H128ZM187 163V162H186ZM249 163V162H248ZM247 163V164H248ZM255 163V162H254ZM119 164V163H118ZM180 164V163H179ZM182 164V163H181ZM241 164V163H240ZM246 164V166H248ZM120 165V164H119ZM139 165V164H138ZM214 165V164H213ZM253 165V164H251ZM190 166V165H188ZM205 166V165H204ZM239 167V166H238ZM193 168V167H192ZM201 168V167H200ZM206 168V167H205ZM204 167H202V174L205 170ZM221 168V167H220ZM184 169V168H183ZM243 169V168H242ZM126 170V169H125ZM8 171V170H7ZM80 171V173H79ZM198 171V170H196ZM200 171V170H199ZM245 171V170H244ZM253 171V170H252ZM192 172V171H191ZM165 173V172H164ZM252 173V172H251ZM40 174V175H41ZM80 174V175H78ZM130 174V173H129ZM198 174V175H197ZM196 174V182L197 184H194L192 185L189 189H188V192H192L196 189H198V186H200V189L198 191V195H197V202L199 203L200 205V208L202 211L205 212V219L203 222L202 225L204 230H203V233H205V236L206 238H209L210 237V234L211 232L215 233L217 228L215 226V228L213 227H209L206 225V217H210V216H215L213 215V213L216 212V210L218 209V202L222 199V198H225L227 196V194L225 193H222V192H219L217 189L215 188H218V186H215L214 187V183H212V185L208 184L206 186H204L205 179H203V175L202 174H199L197 173ZM244 176H242V179H245L247 176L245 175V173L243 172ZM256 174V173H255ZM91 175V176H90ZM104 176V175H103ZM208 176V175H207ZM91 179H90V178ZM107 177L106 175L104 176V178ZM209 177V176H208ZM200 178V179H199ZM211 178V176H210ZM226 180V179H225ZM22 181V182H23ZM49 181H46V180H43L42 181V185L46 186L45 184H47V186H50L48 185ZM100 181V183H98ZM102 181V182H101ZM145 181V180H144ZM36 182V183H37ZM147 182V181H145ZM167 182V181H166ZM212 182V181H211ZM98 183V184H97ZM130 183V184H129ZM169 183V181L167 182V184ZM227 183V182H226ZM134 184V182H133ZM138 185V183H135ZM171 184H172V181H171ZM9 185V184H8ZM41 185V187H42ZM140 185V184H139ZM138 185V187H139ZM142 185V184H141ZM228 185V184H227ZM15 186V185H14ZM97 186V187H96ZM213 186V187H212ZM253 186V185H252ZM141 187V186H140ZM168 187V186H167ZM16 188V187H15ZM18 188V187H17ZM91 188H95V191L93 194H90L89 190ZM109 188V187H108ZM141 188H145V187H141ZM233 188V187H232ZM34 189V188H33ZM41 189V188H40ZM147 189V188H146ZM222 189V188H221ZM220 189V190H221ZM255 189V188H254ZM254 189H251L249 188L248 191L250 192L246 198V203H245V206L244 208L242 209L243 213L241 214V216H236L235 218V221H234V226L236 228V225L237 226H241V225H246L247 223H251V222H255L254 220L256 221H260L261 223H251L254 227L253 230H246V228H242L241 226V231H240V235L239 237L241 236L242 238L241 239H244V244L241 245V247H238V255H223L220 253V249L221 248H229L230 246L232 245H224L223 243V238H222V234L220 236H216V238L210 242L211 244V247L212 248H208V249H205L204 250H201V257H202V261H217L218 263H222V264H250V262L248 263L247 260L249 259L248 257L252 254L256 256V253L259 255V252L257 251H260L262 252V249L264 250V190L260 189V190H255L253 191ZM17 190V189H16ZM37 190V189H36ZM69 190H73L74 193L73 195H69L67 194V191ZM169 190V189H168ZM19 191V190H18ZM22 191V190H21ZM42 191V190H41ZM197 191V190H196ZM103 192V193H102ZM107 192V191H106ZM145 192V191H143ZM15 193V192H14ZM135 193V192H134ZM142 193V192H141ZM189 194H184V197L185 198H188L186 199L187 201H190V204L192 202L191 198L193 197L192 195ZM18 194V193H16ZM108 194V193H107ZM111 194V193H110ZM120 194V195H119ZM162 195V194H160ZM182 195V194H181ZM85 196V197H86ZM163 196V195H162ZM167 196V195H166ZM52 199V202H51V199ZM84 197V198H85ZM168 197V196H167ZM171 197V196H170ZM141 198V196H140ZM227 198V197H226ZM88 199V200H89ZM91 199V200H92ZM100 199V200H98ZM166 199V198H165ZM169 199V197H168ZM180 199V198H179ZM184 199V198H183ZM13 200L17 203L19 200L16 198ZM21 200V199H20ZM107 200V199H106ZM97 201H99L100 205L97 206ZM151 201V200H150ZM256 201V202H255ZM50 202H51V205H50ZM142 202V201H141ZM182 202V201H181ZM186 202V201H184ZM241 202V201H240ZM168 204L166 203L165 201H163V204ZM243 203V202H242ZM89 204V203H88ZM148 204V203H147ZM185 205V203H183ZM10 205V204H9ZM0 206H2V203L0 201ZM11 206V205H10ZM31 207V204L29 205ZM29 206H25V209L26 210H29ZM53 207V206H57L59 208H61L62 210H58L57 212H49V207ZM80 207H82L81 205H79ZM158 206L159 203H158ZM167 206V205H166ZM188 206V205H187ZM243 206V205H242ZM13 207V206H12ZM190 207V206H189ZM199 207V206H198ZM1 208V207H0ZM19 208V207H18ZM163 208V207H162ZM10 209V208H9ZM75 209V208H74ZM77 209V208H76ZM189 209V208H188ZM192 209V208H191ZM240 209V206L237 207V205L234 207L233 210H230V212L228 213L227 217H225V219L229 220L230 218L232 219V216L234 215V212L235 210L238 212ZM88 210V209H87ZM200 210V209H199ZM11 211V210H10ZM54 211V210H53ZM56 211V210H55ZM79 211V210H78ZM212 211V212H211ZM1 213V212H0ZM147 213V218H150V221H149V225L147 227L146 230H149V229H154L155 232L154 233H151L150 236H153V234H157L156 230L158 229V225H162V223H165V220L167 219V216H168V213L169 211H164V214H156L158 212H153V211H146ZM149 213V214H148ZM184 213V212H183ZM15 214V213H14ZM19 214V213H17ZM22 214V213H21ZM20 214V215H21ZM52 214V215H50ZM125 214V213H124ZM203 214V212H202ZM12 215V214H11ZM19 215V216H20ZM77 215V214H76ZM204 215V214H203ZM225 215L222 213V216ZM239 215V214H238ZM29 216V215H28ZM79 216V215H78ZM10 217V216H9ZM107 217V218H106ZM155 217V219H154ZM216 217V216H215ZM253 217V218H251ZM20 218L24 219L25 222H20L19 220H21ZM18 217V216H13V218H11V220L14 219V222L13 221H7L5 223V229L6 230H13L15 228H24V226H30L32 224L33 221L31 220H28L26 216H23V217ZM87 218V217H86ZM126 218V217H125ZM172 218V217H171ZM175 218V217H174ZM204 218V216H203ZM202 218V220H203ZM10 219V218H9ZM217 219V218H216ZM224 219V217L222 218V220ZM19 221V223H15V221ZM149 220V219H148ZM198 220V219H197ZM128 221V220H127ZM226 221V220H225ZM198 224H199V221H197ZM228 222V221H227ZM120 223V222H119ZM103 225V223L100 221V223L98 222H94L93 224L91 225H87L86 227H84L85 229V232H89L91 233L92 230H97L101 228V226ZM178 228L179 230L181 229L182 230V233L183 235L182 236H186V237H191V234L189 233V230L188 228L186 227L187 225L182 224V219H178ZM176 224V225H177ZM208 224V223H207ZM230 224V223H229ZM200 225V224H199ZM202 225H201V230L203 229L202 228ZM92 228H91V227ZM163 226V225H162ZM74 227H77V225ZM66 228V230H65ZM97 228V229H95ZM161 228V227H160ZM196 228V227H195ZM234 228V227H233ZM232 228V229H233ZM57 229H59V231H57ZM70 229H74L73 226H72V222H70V224H67V226L65 227L64 226V231H65V234L68 233V230ZM126 229V228H125ZM199 229V228H198ZM62 229H60L59 227L56 228L55 230V233L56 232H61ZM236 230V229H235ZM234 230V232H235ZM215 231V232H214ZM218 231V230H217ZM232 231V230H231ZM99 232V231H98ZM148 231H146L147 233ZM177 232V231H176ZM233 232V231H232ZM31 233V232H30ZM122 233V232H121ZM225 234V232H223ZM263 233V235H262ZM35 234V233H34ZM98 234V233H97ZM101 234V233H100ZM114 234L113 233V237L112 239L114 238ZM174 235V234H173ZM227 235V233H226ZM238 235V234H237ZM260 235L262 236V238H260ZM65 237V236H64ZM144 237V236H143ZM224 237V236H223ZM226 237V236H225ZM229 237V236H228ZM1 238V237H0ZM58 238V237H57ZM137 238V237H136ZM73 239V238H72ZM74 240V239H73ZM148 240V239H147ZM48 241H51V240H48ZM58 242V241H57ZM184 242V241H183ZM195 242V241H194ZM241 242V241H240ZM7 243V242H6ZM153 243V242H152ZM41 244V243H39ZM135 244V243H134ZM154 244V243H153ZM232 244V243H231ZM234 244V242H233ZM35 245V243H34ZM145 246L147 244H144ZM168 245V244H167ZM176 245V244H175ZM180 245V244H179ZM7 246V245H6ZM36 246V245H35ZM50 246V245H48ZM210 246V245H209ZM236 246V245H235ZM240 246V245H239ZM45 247V246H44ZM144 247V246H143ZM153 247V246H152ZM177 247V246H175ZM186 247V245H185ZM7 248V247H6ZM60 248V247H59ZM145 248V247H144ZM155 248V247H153ZM188 248V247H187ZM30 249V248H29ZM27 249V250H29ZM112 244L111 246L107 245L106 247H104V253H106V256H104V258L106 257V260H109V261H112L113 259V252L112 251ZM233 249V247H232ZM39 250V248H38ZM55 250V249H54ZM156 250V249H154ZM170 250V249H169ZM230 250V249H229ZM9 251V250H8ZM17 251V250H16ZM36 251V250H35ZM40 252V251H39ZM45 253V251H43ZM145 252V255L143 256V259L147 258L148 259V263L151 262L152 260H158L159 258L163 259L162 258V255H160V257H158L156 254H154L153 250L151 249L150 251L147 249L144 250ZM169 252V251H168ZM166 252V253H168ZM256 252V253H255ZM12 253V252H11ZM30 253V251H29ZM60 253V252H59ZM161 253V252H160ZM187 253V252H186ZM220 253V254H219ZM14 254V253H13ZM28 254V253H27ZM48 256V258H51V261H55L56 258H53V254L46 252ZM16 255V253L14 254ZM20 255V254H19ZM32 255L34 256V254L32 253ZM35 255H39V253H35ZM167 255V254H166ZM27 256V255H26ZM193 256V255H192ZM260 256V260H258L260 262V264H264V255L263 253ZM258 256V257H259ZM11 257V256H10ZM14 257V256H13ZM28 257V256H27ZM26 257V258H27ZM36 257V256H34ZM257 257V258H258ZM18 258V257H17ZM16 258V259H17ZM39 259V261L41 260L40 257H37ZM98 258V257H97ZM132 258V257H131ZM186 258V257H185ZM254 258V256H253ZM252 258V259H253ZM9 259V258H8ZM112 259V260H111ZM134 259V258H133ZM196 259V258H195ZM251 259V258H250ZM10 260V259H9ZM254 260V259H253ZM166 261V260H165ZM165 261H163L164 263H166ZM187 261V260H186ZM185 261L184 264H189ZM7 262V261H6ZM163 262L161 264H163ZM175 264V259L174 260H167V264ZM37 263V262H36ZM142 263V261H141ZM2 264V263H0ZM31 264V263H30ZM44 264H48L47 262H45ZM106 264H110V262L106 263ZM143 264V263H142ZM158 264V263H156ZM192 264V263H191ZM212 264V263H211Z\"/></svg>",
  "mask_w": 264,
  "mask_h": 264
},
{
  "label": "snow or ice",
  "instance_id": "3",
  "mask_svg": "<svg viewBox=\"0 0 264 264\" xmlns=\"http://www.w3.org/2000/svg\"><path fill=\"white\" fill-rule=\"evenodd\" d=\"M13 135H15V129L13 128ZM233 159H235V157H233ZM233 167H235V165H233ZM111 172V170H109V173ZM230 176H235V172L230 173ZM242 189L239 190V193L242 194ZM240 206V201L239 199H237V207ZM193 207H195V205H193Z\"/></svg>",
  "mask_w": 264,
  "mask_h": 264
}]
</instances>
